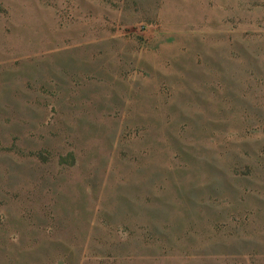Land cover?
<instances>
[{"label":"rangeland","instance_id":"374dc122","mask_svg":"<svg viewBox=\"0 0 264 264\" xmlns=\"http://www.w3.org/2000/svg\"><path fill=\"white\" fill-rule=\"evenodd\" d=\"M0 264H264V0H0Z\"/></svg>","mask_w":264,"mask_h":264}]
</instances>
